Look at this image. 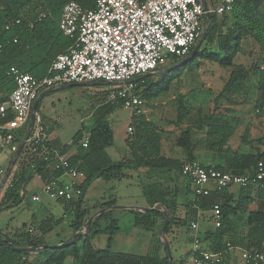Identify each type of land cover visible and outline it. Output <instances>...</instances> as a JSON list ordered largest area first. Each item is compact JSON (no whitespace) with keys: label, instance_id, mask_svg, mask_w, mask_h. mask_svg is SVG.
I'll list each match as a JSON object with an SVG mask.
<instances>
[{"label":"trees","instance_id":"16d2710c","mask_svg":"<svg viewBox=\"0 0 264 264\" xmlns=\"http://www.w3.org/2000/svg\"><path fill=\"white\" fill-rule=\"evenodd\" d=\"M70 1L86 10L95 9L93 0H0V78L6 81L9 93L15 88L12 78L8 75L11 67L41 79L47 75L52 61L71 46L72 40L63 36L58 29L62 8L65 3ZM40 15L44 16L39 18ZM209 15V28L195 56L180 65L178 64L182 60L172 58L171 67L177 66L170 72L160 75L154 83L147 82V76L137 79L135 90L138 91L141 98L149 101L168 91L172 81L181 75L182 67L187 66L190 61L201 59L224 67L231 66L233 59L241 50V41L245 37H251L264 51V0H236L231 11L233 22L225 32L222 31L223 21L217 22L215 15ZM16 19L20 21L19 24H13L8 30L4 29L7 23ZM205 24L204 18L203 26ZM13 40L16 42L14 43ZM34 70H43V73L38 74ZM251 72L256 74L257 79L256 89L259 98L256 108L262 110L264 107V68H259L255 72L243 67L232 70L216 100L238 93L248 81ZM141 89L142 91H140ZM118 103H113L97 118L87 132V147L82 148L78 145L77 153L69 159L70 164L84 175L82 198L77 202L61 203V210L65 213L68 212L69 228L72 229L73 234L82 233L86 229L90 213L87 208L83 207V199L86 190L95 180L121 181L128 176V170L138 171L142 168L147 169L150 175L159 176L172 173L177 179L181 177L180 168L184 162H197L192 141V129L185 128L175 140V145L181 149L185 160L169 158L161 153L163 131L147 120L144 115L134 111L129 123L132 132L125 140L128 157L120 161H112L106 149L112 143L113 134L105 119L113 107L122 106L121 103ZM39 104L40 101L36 108L38 114ZM181 120L182 116L178 113L175 124L179 125ZM238 125L239 122L235 118L224 117L215 112L199 120L196 125L198 129H196L204 134V150L211 153L213 158L220 159L212 166H203L199 163L201 166L239 175L247 172L253 173L259 162L264 168V151L254 147V144L260 143L262 138L251 139L249 131L245 130L240 141L243 145L253 148L254 151L241 153L229 148L228 140L234 135ZM83 131L84 129L81 128L74 135V144H78L81 140ZM22 138V133H20L17 141L21 143ZM43 145L45 143L38 145L39 152L42 151ZM46 146L56 147L52 140L46 142ZM27 149L28 145H24L21 149L16 162L18 169L10 179V186L1 193L0 212L16 207L23 201L24 197L20 196L19 192L28 186L34 169L35 172L40 173L45 170L44 164H36L34 169H31L29 164H25L21 155H24ZM44 173L48 178L49 176L56 177L60 172H52L51 175L48 172ZM181 178L187 182L189 193L194 196L192 188L189 189L190 182ZM229 188L233 187L213 190L208 196H194L195 214L190 222L197 221L198 212L206 213L200 219L206 218L210 221L212 215L209 213L213 206L218 205L219 208L220 226L206 230L203 237H199L200 243L210 240L209 251L211 252L223 250L226 242L230 241L232 246H239L249 252L264 253V178L258 186L235 187L237 189L234 192H229ZM143 195L147 200L148 208L157 206V209L146 213L132 211L135 217V226H141L145 230L153 232L159 226L160 221L161 231L164 220L162 209H165L170 217L163 230L164 236L169 234L171 227L190 229V223L176 217L177 199L181 195L176 188L163 187L160 183L152 182L143 186ZM114 205L110 199L101 203L99 210H109L93 220L87 234L72 239L67 244L62 241L55 246L47 244L44 237L62 224L65 219L57 214H50L38 222L32 216L29 224H23L12 235L6 234L12 242V247L0 235V264H30V257L37 254L43 256L42 264H63L68 258L73 260V264H168V255L165 249H163L164 255L150 253L139 256L121 252L114 253L110 251L109 247L103 250H94L91 247L90 240L96 234L109 231L110 243L112 236L118 231L117 220L108 218L110 209ZM250 205H255L256 209L249 211ZM240 214H246V232L243 236L234 233L235 221L238 220ZM101 219H104L105 222L109 220L106 226L100 225ZM156 236L157 234L154 237V242L161 247L160 240ZM14 248L28 250L16 251ZM172 264H175L173 256ZM178 264H182V262Z\"/></svg>","mask_w":264,"mask_h":264},{"label":"built area","instance_id":"2783aa9c","mask_svg":"<svg viewBox=\"0 0 264 264\" xmlns=\"http://www.w3.org/2000/svg\"><path fill=\"white\" fill-rule=\"evenodd\" d=\"M93 1V10L83 9L73 1L64 4L58 29L72 40V44L52 61L45 77L37 79L15 67L8 72L15 88L8 100L0 103V151L8 150L13 161L17 152L20 150V155L23 146L28 145L25 154L21 155L25 164L33 169L36 164H44L42 173L33 171V179L39 185L30 196L32 202H38L41 196H45L50 200L72 203L83 196L84 175L70 164L61 148L46 146L50 139L37 112L31 123L32 106L43 92L69 84L101 82L122 85L107 91L106 100L119 102L125 109L138 114L144 100L135 90L137 79L156 72L172 58L183 60L188 57L201 39L206 14L230 13L236 0H207V5L201 0ZM212 5L214 8L211 9ZM19 22L18 19L9 22L4 29L8 30ZM21 129L23 140L19 143L18 131ZM131 132L128 127L127 133ZM43 143L45 145L39 152L38 145ZM87 144L88 135H85L78 145L86 148ZM56 171L60 172L56 177L47 178L44 173L51 175ZM5 173L0 165V181ZM180 175L190 182L194 196H208L216 189L258 186L264 178V168L259 162L253 173L239 175L206 168L197 162H184ZM8 186L10 180L5 188ZM24 193L23 189L19 192L20 196ZM211 215L214 227L218 228V205L213 206ZM189 227L193 232L189 264H234L230 243H226L219 252L203 251L197 235V223L192 221ZM236 258V264H264L262 252L241 249Z\"/></svg>","mask_w":264,"mask_h":264},{"label":"rangeland","instance_id":"374dc122","mask_svg":"<svg viewBox=\"0 0 264 264\" xmlns=\"http://www.w3.org/2000/svg\"><path fill=\"white\" fill-rule=\"evenodd\" d=\"M170 67L171 63L169 62L163 67H160L158 71H163ZM238 67H243L253 72L259 68H264V51L261 46L251 38L245 39L242 43L241 51L235 56L232 65L229 67L220 66L217 63L201 59L190 61L187 66L182 67L181 75L174 79L171 83L172 85H170V93L176 90L175 85H173L174 82L177 83L175 80H180L184 86L190 87V89L176 98V103L172 100H166L169 101L166 105L161 104V98L167 96L166 94L149 101H146L142 97L144 104L140 108L141 113L147 116V118L161 128V130H165L161 141L163 155L182 158V161H184L185 157L181 149L176 147L175 140L181 131L185 130V128H190L192 129V141L194 142V154L197 157L196 161L203 166H212L211 162L220 161L218 157L213 158L211 153L204 150V134L202 131L197 130L198 128L196 126L200 119L213 112L219 115L221 114L224 117L235 115L243 121L242 127L238 130L237 135L229 141L231 150L241 153L254 151L253 148L245 144L243 145L240 141L243 129L247 128L249 129L251 138L255 140L262 138V141L260 143H255L254 147L264 151V107L262 110L256 108V102L259 98L256 89V74L251 72L252 74L249 75L248 81L235 95L225 96L216 100V97L228 80L230 72ZM158 77L159 75L157 74L148 75L147 82L154 83ZM121 87L123 86L112 84H88L52 90L47 93L40 100L38 112L48 136L58 137L62 144L67 145L74 134L83 127L85 129L83 136H85L97 118L113 104L106 100L107 91ZM178 113L181 114L184 121L176 125L175 121ZM105 120L111 127V130L113 129L114 131V146L117 147L121 144L124 129L129 123L130 112L123 106L113 107V110L107 115ZM3 152V155L0 157V165L7 162L10 156L8 150H3ZM108 154L112 158V147L108 149ZM138 181H142V178L138 179ZM131 182L132 180L130 179L121 180L120 182H96L88 191L87 199H90V196L96 193L99 196L101 194L100 191L102 192L101 196L104 198H99L97 196L98 199L94 198L91 201H85L83 207L89 210L91 217L99 211L101 203L112 199V195L118 198L120 197L118 199V205H122L124 201L130 203L129 198H126L128 195H132L135 201L139 203L141 201L142 203L140 187L131 185ZM146 183L147 180L143 179L142 184ZM47 200L48 199H45V197L42 198V201L51 204L50 207L46 206L48 208L47 211H37L36 208H39L41 204L32 202L27 194L24 198V203H20L16 207L4 209L0 212V230H3L5 234L12 235L21 228L22 224H29L33 214H35L38 222L47 217V214L56 215L59 211L58 205ZM53 210L55 211L53 212ZM108 218L117 219L118 231L114 234L110 243L109 238L111 236L109 231L96 234L90 240L91 247L94 250H103L109 247L110 251L114 253L124 252L138 255L153 253L156 245L148 247L150 233L144 228L140 229L138 226L134 225L135 217L132 212L116 209L113 210L112 214L111 208ZM68 221L69 218L49 233L48 236H50L46 238L45 242L50 246H55L56 244L54 242H62L69 237L71 232L68 230ZM108 221L105 222L104 219H101L99 223L101 226H106ZM160 224L161 222L159 221V226L153 231L154 235L160 233ZM173 230L174 227H171L169 234L167 236L162 234L161 237L162 242H167L169 247L170 244L172 245L170 247L171 259L173 248L182 250L183 247H185L187 251L184 250L188 254L189 244L192 243L191 239L187 237L189 233L187 229L181 232ZM56 236H61V240H57ZM69 238H71V236ZM227 242L231 244L230 241ZM159 248L161 255H164L162 247ZM43 261L44 259L41 254L33 255L29 259L30 264H42ZM233 263L236 264L237 262L233 261ZM63 264H73V260L68 258Z\"/></svg>","mask_w":264,"mask_h":264},{"label":"crops","instance_id":"0c3cea01","mask_svg":"<svg viewBox=\"0 0 264 264\" xmlns=\"http://www.w3.org/2000/svg\"><path fill=\"white\" fill-rule=\"evenodd\" d=\"M201 1H203L206 5H207V0H201ZM214 5H212V7H210L211 9L212 8H214L213 7ZM210 14H212V15H215V17H216V19H217V22H219V21H223V28H222V31L223 32H225V30H226V28L227 27H229L231 24H232V17H231V12L230 13H225V14H223V15H218V14H216V13H210ZM205 22H206V24H205V26L207 25V23H208V20H207V18H206V16H205ZM204 26V27H205ZM247 38H251V37H245V38H243L242 39V41H241V48H242V43L245 41V39H247ZM252 39V38H251ZM241 51V50H240ZM239 54V53H238ZM237 54V55H238ZM171 63L172 61L170 60V61H168L167 63ZM166 64V63H165ZM164 64V65H165ZM164 65H162V66H160V67H163ZM159 67V68H160ZM158 68V69H159ZM36 73H38V74H42L43 73V70H34ZM157 72H160V71H156V72H154V73H152V75H154V74H157L158 75V73ZM160 76V75H159ZM175 81H177V83H173V85H175V91H173L172 93H170V89H171V86H170V88H169V90L168 91H166V92H164V93H162L161 95H159V97H161L162 95H167V96H164V98H161L162 100H161V104H164V105H166L169 101H166V100H172V101H175L174 103H176V98H178L179 96H181V95H183L184 94V92H186V91H188L189 89H190V87H186V86H184L181 82H180V80H175ZM95 84H105V83H101V82H98V83H95ZM106 85H108V84H106ZM172 85V84H171ZM7 85H6V81L5 80H1V78H0V103H4V101L6 102L7 100H8V97H9V95L11 94V93H9V91L7 90V87H6ZM142 90V89H141ZM140 90V91H141ZM52 91V90H51ZM50 92V91H49ZM49 92H47V93H49ZM46 93V94H47ZM169 93V94H168ZM46 94H44L43 95V97L46 95ZM42 97V98H43ZM158 97V98H159ZM41 98V99H42ZM40 99V100H41ZM155 99V98H154ZM128 110V109H127ZM129 112H130V117H131V115H132V111H130V110H128ZM138 114H142L141 113V110H140V113H138ZM143 115V114H142ZM221 115V114H220ZM145 116V115H144ZM222 116V115H221ZM227 117H232V118H235L236 120H238V122H239V125L237 126V128H236V131H235V133H234V135H232L230 138H229V140H228V146H230L229 144H230V139H232L233 137H235L236 135H237V133H238V130L242 127V124H243V121L242 120H240V118H238L237 116H227ZM145 118L147 119V120H149L148 118H147V116H145ZM149 121H151V120H149ZM184 120L182 119L181 120V122H183ZM152 122V121H151ZM176 122V121H175ZM129 123H130V120H129ZM129 123H128V125L126 126V128L124 129V134H123V136H122V138H121V144L119 145V146H117V147H115L114 146V140H115V134H114V131H113V129H112V134H113V138H112V143H111V145L106 149V152H107V154H108V149H110L111 147H112V158L110 157V155L108 154V156L110 157V159L112 160V161H120V160H122V159H125V158H127L128 157V149L126 148V146H125V140H126V138H127V136H128V133H127V128L129 127ZM153 123V122H152ZM157 126V125H156ZM158 127V126H157ZM111 128V127H110ZM159 128V127H158ZM83 129H84V127H83ZM159 129H161V128H159ZM85 130V129H84ZM245 130H248L249 131V129H247V128H245V129H243V133H244V131ZM21 131H22V129L21 130H19L18 131V135H20V133H21ZM79 131V130H78ZM77 131V132H78ZM163 131V133L165 132V130H162ZM76 132V133H77ZM85 131H83L82 132V137H83V133H84ZM75 133V134H76ZM74 134V135H75ZM250 134V133H249ZM86 135H88V133H86ZM243 135V134H242ZM241 135V136H242ZM74 137V136H73ZM73 137H72V139H71V141L69 142V144L67 145V144H62L61 142H60V139L58 138V137H52L51 135H49V139H50V141L52 140V141H54V143H55V145H56V147H58V148H61V150H62V152L66 155V157L68 158V159H70L72 156H74L76 153H77V146H78V144L76 143V144H74L73 143ZM81 137V138H82ZM162 138H163V136H162ZM251 138V137H250ZM251 139H253V138H251ZM79 143V142H78ZM1 146V145H0ZM230 148V147H229ZM233 151H235V150H233ZM3 150H1L0 151V157L3 155ZM161 153H162V155H163V152H162V145H161ZM10 154V153H9ZM165 156V155H164ZM166 157H169V158H173V159H178V160H181L182 161V158H178V157H172V156H166ZM11 159V155L8 157V159H7V162H5L4 164H2L1 166L2 167H4V169H5V171L6 172H9V175H8V178H7V181H9L11 178H12V176H13V174L16 172V170L18 169V165L16 164V163H14L13 165H12V162L13 161H11L10 160ZM216 162V161H215ZM215 162H211L212 163V165H214V163ZM12 165V166H11ZM31 169H33L32 167H31ZM34 171V170H33ZM132 174H131V173ZM34 173V172H33ZM127 174H128V176L126 177V178H124V179H122V180H125V179H130V180H132V184L131 185H134V186H136V187H140V189H141V194H142V203H141V201H140V203L139 202H137V201H135L134 200V197L132 196V195H128V196H126V198H129V201H130V203L129 202H123V204L122 205H118L119 203V201H118V199L120 198H118L117 196H113L112 195V199H110L112 202H114V206L112 207V214H113V210H116V209H122V210H126V211H130V212H132V211H135V210H133L132 208H148V204H147V200H146V198L144 197V195H143V186L144 185H146V184H149V183H152V182H157V183H160L161 184V186H163V187H171V188H176L177 189V191H178V193L180 192V194L181 195H179L178 196V199H177V203H178V207H177V211H176V217L177 218H180V219H185L188 223H190V220L193 218V215L195 214V205L193 204V201H194V196H193V194L192 193H189V190H188V188H187V186H188V184H187V182L185 181V180H183L181 177H178L177 179H175V177H174V175L171 173V174H162V175H153V174H148V170L147 169H144V168H142V169H139L138 171H133V170H128L127 171ZM134 178V179H133ZM142 178V181H143V179L144 180H147V183L146 184H142V181H138V179H141ZM135 179H137V180H135ZM6 181V182H7ZM98 181H103V180H101V179H97V180H95L94 182H92L91 183V185L88 187V189L86 190V192H85V195H84V199H83V203H85V201H91L92 199H94V198H97V193L96 194H94V195H92V196H90L91 198L90 199H87V194H88V191L90 190V188L96 183V182H98ZM1 182V181H0ZM103 182H105V181H103ZM112 182H120V181H117V180H112ZM138 183V184H137ZM6 184V183H5ZM38 182L35 180V179H33V177H32V179L30 180V182H29V184H28V186L26 187V189H25V193H24V198H25V196L28 194V196H29V198H30V196L35 192V191H37V188H38ZM129 185V184H128ZM4 189H5V185H4V187L0 190V199H1V193L4 191ZM112 189H113V187H112ZM189 189H191V187H189ZM237 188H235V187H233V188H229V192H234L235 190H236ZM192 190V189H191ZM113 192H114V189H113ZM100 195L98 196L99 198H104V197H102L101 195H102V192L100 191ZM43 197H45V196H41L40 197V200L38 201V203H40L41 204V206L39 207V208H36V210L37 211H43V212H46L47 211V207H50L51 206V204H49V202H44V201H42V198ZM139 197H140V195H139ZM141 198V197H140ZM45 199H48L47 197H45ZM98 199V198H97ZM31 200V199H30ZM47 201H52V202H54V203H56L57 205H58V207H59V211H58V213H57V216H59V217H63L65 220L67 219V218H69V216L67 215V213L68 212H64V211H62L61 210V207H62V204L61 203H64V202H59V201H54V200H50V199H48ZM104 202H107V201H104ZM21 203H24V199H23V201L21 202ZM44 203V204H43ZM47 206V207H46ZM254 207H255V209H256V206L255 205H250L249 206V211H253L254 210ZM3 211V210H2ZM55 210H53V212H54ZM110 211H111V209H110ZM65 213V214H64ZM205 215L206 213H202V212H198V218H197V221H196V223H197V226H198V229H197V235H198V237H200V238H202L203 237V234H204V232L206 231V230H209V229H213V228H215L214 227V221H213V219H210V221H208V219H206V218H204V219H200L201 217H202V215ZM210 215H211V213H209ZM208 214V215H209ZM48 215H50V214H47L46 216H48ZM33 216L36 218V216H35V214H33ZM117 220V219H116ZM245 221H246V214H240V216L238 217V220H236L235 221V225H234V233L235 234H237L238 236L240 235V236H243L244 234H245V232H246V226H245ZM69 222L70 221H68V226H69ZM192 222V221H191ZM23 225V224H22ZM138 228H142L141 226H138ZM187 228H185V227H174V230L173 231H176V232H181V231H183V230H186ZM70 232H71V234H69V237L71 236L72 237V235H73V232H72V229H68ZM1 232H3V233H5L3 230H0ZM187 231H189V233L187 234V237L188 238H190L191 239V241H192V235H193V232L191 231V229H189V230H187ZM186 231V232H187ZM149 233H150V239H149V242H148V247H152V246H154V245H156V248H155V250L153 251V254L154 253H158V254H161V252H159V244H156L155 242H154V237H155V235H154V232H151V231H148ZM54 233H56V232H54ZM53 233V234H54ZM50 236V235H49ZM48 235L47 236H45L44 237V239L46 240V238H48L49 237ZM114 236V235H113ZM113 236H112V239H113ZM57 237V240L59 239V240H61L60 238H61V236H56ZM69 237H67L64 241L66 242L68 239H69ZM156 238L157 239H159V234H157V236H156ZM160 240V239H159ZM53 243V242H52ZM56 245H58L59 244V242H54ZM210 240H206V241H203V242H201V249L203 250V251H209V248H210ZM48 244V243H47ZM54 244V245H55ZM160 245H161V247H162V252H163V246H162V244L160 243ZM172 245L170 244V247H171ZM192 243H190L189 244V248H188V254L186 253V248L185 247H183V249L182 250H177V249H175V248H173L172 249V256H173V259H174V261H175V264H178L179 262H182V264H189L190 262H191V258H192ZM233 247V250H232V259L231 260H233L234 262L236 261L237 262V255H238V252H239V250H241L242 248L241 247H239V246H232ZM149 249V248H148ZM186 251H185V250ZM185 251V252H184ZM211 252V251H210ZM117 253V252H116ZM121 253H124V252H121ZM127 254H133V253H127ZM134 255H138V254H134ZM146 255V254H145ZM145 255H139V256H145ZM178 262V263H177Z\"/></svg>","mask_w":264,"mask_h":264},{"label":"water","instance_id":"95a60500","mask_svg":"<svg viewBox=\"0 0 264 264\" xmlns=\"http://www.w3.org/2000/svg\"><path fill=\"white\" fill-rule=\"evenodd\" d=\"M206 18H207V20H208V23H207V25H206V26L204 27V29H203L201 39H200L199 42L196 44V46L193 48V50L191 51L190 55H189L188 57H186L185 59H183L178 65L183 64V63H186L187 61H189L190 59H192V58L195 56V54L197 53V51L199 50V47L201 46V43H202V41H203V39H204V37H205V34H206V32H207V30H208V28H209V25H210V15H209V14H206ZM176 66H177V65H174V66H172V67H170V68H168V69H166V70H163V71H160V72H157V73H158V75H162V74H164V73H168V72L171 71V69H173V68L176 67ZM148 75H152V74H147V75H145V76H143V77H146V76H148ZM77 85H88V84H69V85H65V86H60V87L56 88L55 90H57V89H63V88H67V87H72V86H77ZM91 85H96V84L93 83V84H91ZM50 91H51V90H50ZM47 92H49V91H47ZM47 92H43V93L39 96V98L37 99V101L34 102V104H33V106H32V117H31V123H33V117H34V114L36 113V108H37V105H38L40 99H41V98L43 97V95L46 94ZM19 151H20V150H19ZM19 151H18L17 154L15 155V158H14V160H13V162H12V165L15 163V160H16V158L18 157V155H19ZM12 165H11V166H12ZM8 175H9V172H6V173L4 174V177H3V179H2L1 182H0V190L4 187V185H5L6 181H7ZM132 209L135 210V211L141 212V213H146V212H151V211L156 210V209H157V206H155V207H153V208H132ZM107 210H109V209H102V210H99V211H98L97 213H95L94 215H92V216L88 219V221H87L86 229L84 230V232L73 234V236H72L71 238H69L64 244H67V243L70 242L72 239H75V238H78V237H81V236L87 234V232L89 231L90 226H91L93 220H94L97 216H99V215H101L102 213L106 212ZM162 213H163V216H164V220H163V226H162V229H161V231H160V233H159V239H160V243L162 244L163 248L165 249V251H166V253H167V255H168V264H172V259H171V255H170V247H169V244H168L167 242H164V241L162 242V241H161V237H162V234H163V230L166 228V226H167V224H168V221H169V214H168L167 210H165V209H162ZM0 235H2L3 238L7 241L8 245L12 247V242H11V240L8 238V236H7L5 233H3V232H0ZM43 247H44V246H43ZM34 249H35V248H34ZM14 250H16V251H24V250H28V249H24V248L16 249V248H14Z\"/></svg>","mask_w":264,"mask_h":264}]
</instances>
